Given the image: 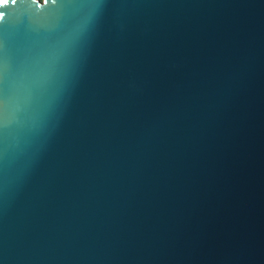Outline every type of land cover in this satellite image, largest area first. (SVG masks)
Here are the masks:
<instances>
[{
  "label": "water",
  "instance_id": "95a60500",
  "mask_svg": "<svg viewBox=\"0 0 264 264\" xmlns=\"http://www.w3.org/2000/svg\"><path fill=\"white\" fill-rule=\"evenodd\" d=\"M50 25L28 54L72 55L46 102L9 90L0 264H264V0H65Z\"/></svg>",
  "mask_w": 264,
  "mask_h": 264
},
{
  "label": "snow or ice",
  "instance_id": "6c2138e0",
  "mask_svg": "<svg viewBox=\"0 0 264 264\" xmlns=\"http://www.w3.org/2000/svg\"><path fill=\"white\" fill-rule=\"evenodd\" d=\"M65 0H4L0 5V129L7 126L9 90L18 92L23 103L46 102L51 86L67 74L72 55L69 46L58 44L36 60L28 54L29 37L50 30V16ZM14 7L9 12L8 6ZM19 37L10 44L9 33Z\"/></svg>",
  "mask_w": 264,
  "mask_h": 264
},
{
  "label": "clouds",
  "instance_id": "9594fccd",
  "mask_svg": "<svg viewBox=\"0 0 264 264\" xmlns=\"http://www.w3.org/2000/svg\"><path fill=\"white\" fill-rule=\"evenodd\" d=\"M0 2H2V0H0Z\"/></svg>",
  "mask_w": 264,
  "mask_h": 264
}]
</instances>
